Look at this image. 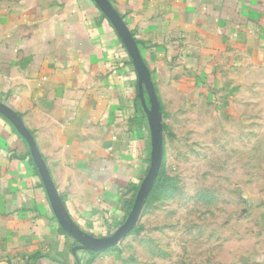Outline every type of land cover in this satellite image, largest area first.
Returning a JSON list of instances; mask_svg holds the SVG:
<instances>
[{"label": "crops", "instance_id": "1", "mask_svg": "<svg viewBox=\"0 0 264 264\" xmlns=\"http://www.w3.org/2000/svg\"><path fill=\"white\" fill-rule=\"evenodd\" d=\"M107 1L162 117L191 87L212 92L242 66L264 65V0ZM0 105L32 136L71 224L96 242L114 236L150 166L151 111L92 0H0ZM78 246L58 225L28 144L0 114V264H90Z\"/></svg>", "mask_w": 264, "mask_h": 264}, {"label": "rangeland", "instance_id": "2", "mask_svg": "<svg viewBox=\"0 0 264 264\" xmlns=\"http://www.w3.org/2000/svg\"><path fill=\"white\" fill-rule=\"evenodd\" d=\"M191 88L164 107L162 164L135 227L90 264L264 256V65L242 66L212 92Z\"/></svg>", "mask_w": 264, "mask_h": 264}, {"label": "water", "instance_id": "3", "mask_svg": "<svg viewBox=\"0 0 264 264\" xmlns=\"http://www.w3.org/2000/svg\"><path fill=\"white\" fill-rule=\"evenodd\" d=\"M92 1L107 18L122 41L137 73L139 88L141 90L143 87L146 92L151 111L150 128L152 137V152L150 166L136 193L130 214L128 215L125 223L117 231V233L114 234V236L105 241L96 242L85 236L73 224H71V222L66 218L61 205L58 202L49 174L38 154L32 136L25 130L21 119L14 112L0 105V114L7 118L15 126L18 133L28 144L31 157L41 177L59 227L79 245L77 249H82L92 253H99L113 248L133 230L142 205L153 188L162 164V114L149 70L141 58L140 52L131 33L107 0Z\"/></svg>", "mask_w": 264, "mask_h": 264}, {"label": "trees", "instance_id": "4", "mask_svg": "<svg viewBox=\"0 0 264 264\" xmlns=\"http://www.w3.org/2000/svg\"><path fill=\"white\" fill-rule=\"evenodd\" d=\"M132 205L129 206V209L131 208ZM96 253H92V256H94Z\"/></svg>", "mask_w": 264, "mask_h": 264}]
</instances>
